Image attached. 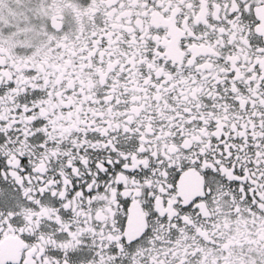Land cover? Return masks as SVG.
Here are the masks:
<instances>
[{
    "label": "snow or ice",
    "instance_id": "1",
    "mask_svg": "<svg viewBox=\"0 0 264 264\" xmlns=\"http://www.w3.org/2000/svg\"><path fill=\"white\" fill-rule=\"evenodd\" d=\"M0 264H264V0H0Z\"/></svg>",
    "mask_w": 264,
    "mask_h": 264
}]
</instances>
